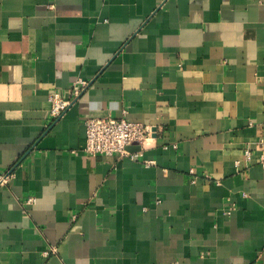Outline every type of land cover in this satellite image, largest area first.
I'll list each match as a JSON object with an SVG mask.
<instances>
[{"label": "crops", "instance_id": "1", "mask_svg": "<svg viewBox=\"0 0 264 264\" xmlns=\"http://www.w3.org/2000/svg\"><path fill=\"white\" fill-rule=\"evenodd\" d=\"M106 117L156 135L89 155ZM6 172L0 264H264V0H0Z\"/></svg>", "mask_w": 264, "mask_h": 264}, {"label": "built area", "instance_id": "2", "mask_svg": "<svg viewBox=\"0 0 264 264\" xmlns=\"http://www.w3.org/2000/svg\"><path fill=\"white\" fill-rule=\"evenodd\" d=\"M90 82L77 79L73 86V97L65 99L61 92H52L49 96L51 102V116L60 118L65 115L72 104L88 88ZM86 146L84 151L92 156H131L129 148L134 145L143 146L156 135V129L148 124L134 122L123 118H87ZM248 155V153H247ZM12 174L10 172L0 174V186L6 185ZM28 203H34V198H29Z\"/></svg>", "mask_w": 264, "mask_h": 264}, {"label": "water", "instance_id": "3", "mask_svg": "<svg viewBox=\"0 0 264 264\" xmlns=\"http://www.w3.org/2000/svg\"><path fill=\"white\" fill-rule=\"evenodd\" d=\"M132 148H133V147H130V148H129V151L132 150Z\"/></svg>", "mask_w": 264, "mask_h": 264}]
</instances>
